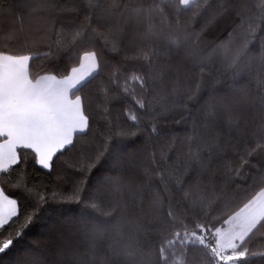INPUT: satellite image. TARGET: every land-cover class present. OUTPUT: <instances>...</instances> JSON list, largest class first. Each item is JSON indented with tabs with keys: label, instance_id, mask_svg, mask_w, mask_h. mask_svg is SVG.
<instances>
[{
	"label": "snow or ice",
	"instance_id": "snow-or-ice-1",
	"mask_svg": "<svg viewBox=\"0 0 264 264\" xmlns=\"http://www.w3.org/2000/svg\"><path fill=\"white\" fill-rule=\"evenodd\" d=\"M87 6V24L73 29L57 26L52 15L58 12L56 0L41 3L24 0L21 7L28 10V22L23 15H17L9 29L0 24V174L8 173L18 163V148L32 150L36 161L50 169L53 157L75 147L77 134L88 133L89 117L85 114L82 93L99 78L103 68L94 47H86L82 54L79 50L93 44V33L104 40L105 47L110 44L113 52L124 53L126 59L138 65L124 79L122 91L127 94L131 86L135 92L138 85L146 94L140 99L133 97L143 117L129 113V119L137 128L146 120L145 131L149 136H158L161 121L167 122L180 109L189 110L187 101H195L207 91V99L196 108L190 129L184 133L185 168L194 163L197 171L204 173L215 164L219 173L207 185L198 181V195L185 192L187 208H174L171 200L152 184L153 176L164 183L167 171L159 169L155 153H152L153 169L145 170L142 178L131 175L128 163L118 153L109 154V146L117 137L136 135L125 130L118 117L111 118L108 105L113 86L121 87L120 68H114L107 82L98 86L107 128L100 134L98 145L82 152L77 167L81 174L79 182L67 196L62 191H53L50 197L36 193L41 203L50 198L83 205L69 211L74 213L78 229L87 237L85 250L69 246L61 252L68 259L60 264H98L105 240L111 243L101 264H189V250L195 248L205 251L208 264H253L257 257L259 264H264V252L249 247L258 233L259 239L264 240V162L256 165L250 162L252 156L264 155V41L258 53L250 48L264 25V0H254L251 8L244 9L246 14L234 9L240 20L237 42L225 48L222 67L199 59L201 53L194 52L183 58L188 63L183 71L172 65L173 54L183 42L181 14L191 12L195 18L207 9L215 19L230 10L224 0L215 4L212 0H127L122 10L119 0H87ZM5 11L0 7V17ZM117 13L118 19L109 22V17ZM34 15L39 16V23L31 21ZM93 16L106 25L104 33L87 32ZM129 33L134 34V40L141 41L131 49V55ZM69 50L76 51L78 66L53 74L46 62ZM37 60L42 63L37 65ZM33 68L44 74H33ZM193 74L195 84L190 87ZM205 75L213 80L207 87ZM222 82L225 87L219 89L217 85ZM185 119L172 122L181 124ZM175 145L173 135L167 152ZM167 152L161 150L160 163H167ZM105 156L115 174L90 185V173ZM246 165L256 171L245 172ZM170 167L173 172L178 170ZM217 179L219 184L215 182ZM145 190L152 197V219L145 215L142 206ZM24 191L31 193L26 185ZM237 199L242 207L226 212L223 224L227 227L214 228L201 222L189 227V212L207 218L215 208L229 210ZM134 202L138 212L129 210ZM18 215L17 200L0 187V264H43L36 259L29 261L35 254L18 251L23 227L32 222L33 215L25 216L24 225L14 236L9 232L4 237L6 226L10 227ZM151 233L157 238H149ZM5 258H9L7 262Z\"/></svg>",
	"mask_w": 264,
	"mask_h": 264
},
{
	"label": "trees",
	"instance_id": "trees-1",
	"mask_svg": "<svg viewBox=\"0 0 264 264\" xmlns=\"http://www.w3.org/2000/svg\"><path fill=\"white\" fill-rule=\"evenodd\" d=\"M41 2L42 0H37V3ZM126 2L127 0H119L120 10ZM217 2L220 0H212L213 4ZM224 2L228 4L230 10L215 19L212 18L210 10L207 9L195 18L191 12L181 14L183 42L181 48L173 54V67H179L182 71L187 69L188 63H185L183 58L186 55L191 56L194 52L201 53L198 58L205 62L211 61L217 67L223 66L225 48L237 42V25L240 20L234 9L239 8L242 14H246L244 9L251 8L254 0H224ZM23 3L24 0H0V7L6 10L0 17V24L5 30L14 25L17 15H23L26 18L25 22H28V10L21 7ZM105 6L107 7V2ZM56 8L58 12L52 15L57 26L62 24L65 29H73L87 24L85 19L89 11L87 0H56ZM30 19L33 23L40 22L38 15H34ZM117 19L118 13L109 17V22L114 23ZM93 30L95 33L106 31V25L97 22L95 16H93L91 27L88 28L87 32L93 33ZM230 33L232 34L231 37ZM133 35L129 33L128 36L129 55H131V49L141 43L138 39L134 40ZM92 39V45H86L79 50L82 54L86 47H94L103 68L99 78L94 80L92 85L82 93L85 114L89 117L90 129L88 133L86 135L77 134L74 137L75 147H69L63 153H58L56 157H53L50 169L43 168L36 161L35 153L32 150L18 148L17 152L20 157L18 163L12 165L8 173L0 174V187L4 188L6 195L17 200L19 207V215L14 218V223L10 227L6 226L7 230L4 232V237H7L9 232L14 236L15 231L24 225L25 216L33 215L32 222L23 227V235L18 245L19 252L28 251L35 254L29 257V261L36 259L43 261V264H60L61 260L68 259V257L62 256L61 252L62 250L67 251L69 246L78 248L81 252L85 250L87 237L78 229L77 222L74 220V213L69 211V209L83 207V205L50 198L41 203L38 201L36 193L40 192L50 197L53 191H62L67 196L71 194L73 186L79 182L81 174L77 171V167L82 152L98 145L101 142L100 134L104 133L107 128V121L100 109L102 93H100L98 86L107 82L109 74L114 68H120L119 82L121 87L115 88L113 86L115 90L111 93L108 105L111 118L115 120L118 117L121 126L127 131L136 133V135L117 137L109 146V154L118 153L128 163L131 175L142 178L145 170L153 169L152 153H155L157 166L160 170L167 169V171H165L164 183H161L158 177L153 176L152 184L161 191L166 199L171 200L174 208H187L188 201L184 200L185 192H191L193 196L198 195V181L207 185L212 177L218 176L219 173L215 164L204 173L198 172L194 163L187 166V169L185 168L187 147L184 133L190 129L196 108L207 99V91L202 92L197 100L187 101L189 110L180 109L174 117L170 116L167 122L161 121L158 124V136H149L148 132L145 131V126L148 123L146 120L137 128L133 126L134 122L129 119V113L143 117V111L139 109L133 97L140 99L144 98L146 94L138 85L135 87V92L132 91L131 86H129L127 94L122 91L124 79L136 70L138 65L131 59H126L124 53L113 52L110 44L105 47L104 40L99 35L93 33ZM262 41H264V25L257 32L255 42L250 45L253 53L259 52V45ZM76 54L74 50L63 51L58 59L47 61L46 67L54 70L53 74L65 68L70 70L72 66H78L75 60ZM70 58L71 63L69 62ZM35 63L39 65L42 61L37 60ZM32 71L33 74H44L38 68H33ZM204 80L206 87L213 82L212 78L207 75H205ZM194 84L195 74H193L190 87H194ZM217 87L223 89L225 85L222 82ZM181 117H187V119L181 124L172 122L173 119L179 120ZM173 135L176 136L175 148L171 152H167ZM162 149L167 152L169 157L166 164L160 163ZM107 159L108 157L105 156L90 173V185H95L106 177L115 174L111 171L112 165L106 162ZM250 162L252 165L260 164L264 162V155H254L250 158ZM170 166H175L178 170L173 172ZM244 171L254 173L256 169L246 165ZM169 172H172V175H169ZM215 182L219 184L220 181L217 179ZM239 182L243 183V181ZM17 185L20 186L17 187ZM25 185L31 189V193L24 191ZM151 199L149 191L145 190L142 206L149 219L153 218L150 212ZM239 207H242V202L237 199L230 204L229 210H225L223 207L215 208L207 218L198 213L189 212L187 222L190 228H193L196 222L210 223L214 228L225 226L223 222L227 219L226 212L238 211ZM129 210L130 212H138L139 208L134 202L130 203ZM259 236L258 233L249 247L252 251L264 252V240L259 239ZM149 238L156 239L157 236L155 233H151ZM109 243H111L110 240L102 242L103 246L98 254V264H101L105 259V249ZM7 259L9 258H5L6 262ZM259 260V257L255 258L253 264H259ZM188 262L189 264H208V257L202 248L190 249Z\"/></svg>",
	"mask_w": 264,
	"mask_h": 264
},
{
	"label": "rangeland",
	"instance_id": "rangeland-1",
	"mask_svg": "<svg viewBox=\"0 0 264 264\" xmlns=\"http://www.w3.org/2000/svg\"><path fill=\"white\" fill-rule=\"evenodd\" d=\"M10 198H12V197H10ZM14 199V198H13ZM224 227H227V225H225Z\"/></svg>",
	"mask_w": 264,
	"mask_h": 264
}]
</instances>
